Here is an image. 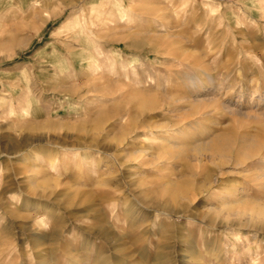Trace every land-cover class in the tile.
<instances>
[{
    "label": "rangeland",
    "instance_id": "1",
    "mask_svg": "<svg viewBox=\"0 0 264 264\" xmlns=\"http://www.w3.org/2000/svg\"><path fill=\"white\" fill-rule=\"evenodd\" d=\"M0 264H264V0H0Z\"/></svg>",
    "mask_w": 264,
    "mask_h": 264
}]
</instances>
